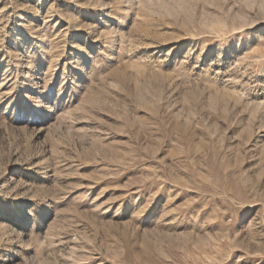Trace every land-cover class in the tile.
I'll return each mask as SVG.
<instances>
[{"label":"rangeland","instance_id":"rangeland-1","mask_svg":"<svg viewBox=\"0 0 264 264\" xmlns=\"http://www.w3.org/2000/svg\"><path fill=\"white\" fill-rule=\"evenodd\" d=\"M0 264H264V0H0Z\"/></svg>","mask_w":264,"mask_h":264}]
</instances>
